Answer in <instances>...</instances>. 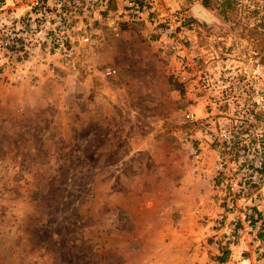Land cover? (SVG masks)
I'll return each mask as SVG.
<instances>
[{"label": "rangeland", "instance_id": "obj_1", "mask_svg": "<svg viewBox=\"0 0 264 264\" xmlns=\"http://www.w3.org/2000/svg\"><path fill=\"white\" fill-rule=\"evenodd\" d=\"M183 1L137 16L111 0L75 64L0 76V264H264V102L175 76L183 62L195 79L223 66L264 76V21L228 0ZM176 12L187 22L170 38ZM248 107L254 118L241 117ZM206 124L251 133L253 146L236 138L221 152L227 177L257 175L256 200L228 207L218 179L199 174L190 140ZM226 226L234 244H217Z\"/></svg>", "mask_w": 264, "mask_h": 264}, {"label": "built area", "instance_id": "obj_2", "mask_svg": "<svg viewBox=\"0 0 264 264\" xmlns=\"http://www.w3.org/2000/svg\"><path fill=\"white\" fill-rule=\"evenodd\" d=\"M187 1L192 5L201 4L204 0H185L184 4ZM228 1H232L241 11L253 13L259 20L264 21V0ZM110 2L111 0H0V76L30 66L75 64L85 53L86 46L95 43L93 32L97 30L94 26L103 19ZM124 2L137 16H142L148 11L146 6L157 8L166 6L167 3L165 0H124ZM172 18L177 24L169 23L164 28L165 34L170 38L177 35L178 27L184 28L183 25L187 22V16L178 12L174 13ZM187 65L189 62H183L182 66L177 67L175 76L184 83L190 84L192 90L202 89L200 91L205 90L207 93L219 91L227 102L258 105L264 102V76H261L257 68L223 66L215 79L211 78L212 72L206 74L201 71L195 79L189 71V68L194 66ZM114 73H116L115 69L106 70V74ZM198 99L208 102L206 95ZM249 107L242 113V118L255 117L254 108L249 109ZM205 112H207L205 117L211 116L212 112L207 110ZM184 116L192 123L199 122L200 119L195 108H188ZM236 138L240 143H244L243 146H253L251 133H245L243 127H238L234 132L223 127L217 131L206 124L202 129V136L196 138L197 140H190L191 152L199 174L206 178L218 179L217 184L221 193L226 196L228 207H232L239 198L256 200L255 196L250 195V188L257 178L256 174L239 181L227 177L229 160L224 152H221L222 144L225 142L228 151L233 147L232 139ZM211 148L220 151L213 168H210L207 157ZM263 165L264 161L260 166H255V169ZM228 213L229 210H226L220 218L225 219ZM241 232L237 229L235 234Z\"/></svg>", "mask_w": 264, "mask_h": 264}, {"label": "crops", "instance_id": "obj_3", "mask_svg": "<svg viewBox=\"0 0 264 264\" xmlns=\"http://www.w3.org/2000/svg\"><path fill=\"white\" fill-rule=\"evenodd\" d=\"M231 216V215H230ZM233 227H231V228H229L228 229V226H226V227H221V229L220 230H218V232H216L217 233V236L216 237H214V239H215V242L217 243V244H221V245H225V244H229V245H232V244H234L233 242H234V240L232 241L231 240V238H233V236L230 234L232 231H231V229H232ZM235 230L236 229H234V231L233 232H235ZM225 233H228L227 235L225 234Z\"/></svg>", "mask_w": 264, "mask_h": 264}]
</instances>
